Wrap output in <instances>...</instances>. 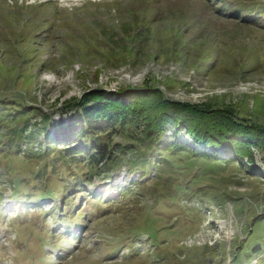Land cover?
I'll return each instance as SVG.
<instances>
[{"label":"rangeland","instance_id":"rangeland-1","mask_svg":"<svg viewBox=\"0 0 264 264\" xmlns=\"http://www.w3.org/2000/svg\"><path fill=\"white\" fill-rule=\"evenodd\" d=\"M255 3L0 0V264H264L260 148L239 165L169 128L146 175L118 169L87 183L56 168L45 187L41 162L23 157L28 143L6 146L30 118L39 151V109L52 130L94 89L157 87L264 126V30L232 15ZM179 141L198 151L170 146Z\"/></svg>","mask_w":264,"mask_h":264},{"label":"trees","instance_id":"trees-1","mask_svg":"<svg viewBox=\"0 0 264 264\" xmlns=\"http://www.w3.org/2000/svg\"><path fill=\"white\" fill-rule=\"evenodd\" d=\"M232 15L244 26L260 25V30H264L263 4L255 3L250 8L239 5L233 8ZM139 37L142 36H134ZM4 104L12 105L7 100ZM31 108L29 106L28 109ZM39 110L41 124L47 131L39 139V151L34 149L36 136L32 130L29 131L30 118L8 131L6 136L10 143L6 146L20 152L22 146L28 143L23 157L41 162L37 177L42 184L49 172L53 174L56 168L75 167L81 175L76 174L74 178L87 183L95 176L118 169L127 173L142 171L146 175L151 160L164 150L160 145L169 128L174 129L176 134L184 131L204 151L199 153L196 148L180 141L170 146L178 148L185 145L198 151V154L215 159L226 155V160H233L239 165L245 164L246 158L254 161L253 148L264 150L263 125L241 117L232 109L169 99L157 87L125 88L110 93L100 89L86 92L81 99L66 106L67 116L61 118L52 130H49L50 116ZM117 137L120 141L116 140ZM0 149H5L2 144ZM210 151L214 155H209ZM48 184L45 183V187ZM62 194L65 195L66 191ZM66 196L64 199H67ZM92 198L97 201L103 199L98 194ZM68 199L66 203L71 200ZM24 200L33 199L28 196Z\"/></svg>","mask_w":264,"mask_h":264}]
</instances>
